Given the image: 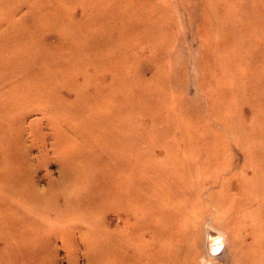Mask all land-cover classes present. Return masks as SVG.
Segmentation results:
<instances>
[{
  "label": "rangeland",
  "instance_id": "374dc122",
  "mask_svg": "<svg viewBox=\"0 0 264 264\" xmlns=\"http://www.w3.org/2000/svg\"><path fill=\"white\" fill-rule=\"evenodd\" d=\"M0 264H264V0H0Z\"/></svg>",
  "mask_w": 264,
  "mask_h": 264
},
{
  "label": "water",
  "instance_id": "95a60500",
  "mask_svg": "<svg viewBox=\"0 0 264 264\" xmlns=\"http://www.w3.org/2000/svg\"><path fill=\"white\" fill-rule=\"evenodd\" d=\"M213 240H215V236H213Z\"/></svg>",
  "mask_w": 264,
  "mask_h": 264
},
{
  "label": "bare ground",
  "instance_id": "6f19581e",
  "mask_svg": "<svg viewBox=\"0 0 264 264\" xmlns=\"http://www.w3.org/2000/svg\"><path fill=\"white\" fill-rule=\"evenodd\" d=\"M208 245H209V243H208ZM212 251V250H211Z\"/></svg>",
  "mask_w": 264,
  "mask_h": 264
}]
</instances>
